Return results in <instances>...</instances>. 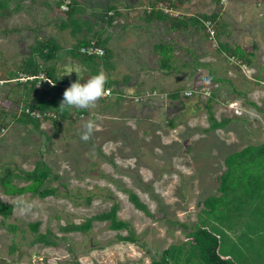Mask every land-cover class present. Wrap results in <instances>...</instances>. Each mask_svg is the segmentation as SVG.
I'll list each match as a JSON object with an SVG mask.
<instances>
[{"label": "rangeland", "instance_id": "374dc122", "mask_svg": "<svg viewBox=\"0 0 264 264\" xmlns=\"http://www.w3.org/2000/svg\"><path fill=\"white\" fill-rule=\"evenodd\" d=\"M54 2L12 0L10 9L18 3L21 9L11 16L4 10L0 17V116L5 113L7 120L0 127V168L9 164L30 170L41 159L51 169L47 184L62 192L14 198L0 192L3 201L23 198L35 204L31 213L21 215L13 203L6 223L16 231L0 223V264H147L165 249L169 264H200L186 235L199 221L213 225L220 212L227 218L215 224L230 226L224 247L229 249V239H239L238 248L228 253L238 264H264V196L255 188L264 163L251 159L264 144V0L159 1L157 6L172 17L216 13V22L210 24L214 32L220 31V38L231 47L250 53V63L217 50V41L212 44L203 30L191 26L188 31H173L167 20L142 21V33L129 42H114L115 69L101 68L111 81L109 90L116 89L124 99L117 101L108 90L106 97L113 105L103 110L99 100L98 110L89 111V117L100 114L97 120L72 118L57 133L49 121L35 129L13 119L11 113L18 112L26 98L22 85L8 79L9 72L18 75L15 70L29 56L34 40L51 32L58 34L62 47L58 65L67 68L60 79L68 86L77 79L84 82L79 78L85 66L66 55L69 39H61L52 23ZM169 2L176 9L169 8ZM87 3L94 9L98 6L97 0ZM96 14L92 11L87 23H94ZM102 21H96L95 30L102 31ZM158 44L174 46L173 70L160 67ZM60 85L52 86L51 93L57 95ZM177 88L183 91L173 100L168 92ZM210 111L216 122L226 118L228 123L222 129L212 128ZM89 120L97 123L98 130L85 142L80 137ZM169 120L174 127L168 126ZM127 189L147 204L149 214L134 207ZM236 197L247 200L239 217L225 213ZM114 202L135 242L118 240L117 235H126L127 230H112L107 221H93L85 233L61 231L60 226L80 223ZM36 221L40 233L50 229L54 245L34 240L28 223Z\"/></svg>", "mask_w": 264, "mask_h": 264}, {"label": "trees", "instance_id": "16d2710c", "mask_svg": "<svg viewBox=\"0 0 264 264\" xmlns=\"http://www.w3.org/2000/svg\"><path fill=\"white\" fill-rule=\"evenodd\" d=\"M12 0H0V17H2V11L6 10L8 11V16H11L13 13L18 12L21 9V4H17L14 7L10 9L9 2ZM75 0H71L70 3L67 5V9L61 8V3L58 1L55 4L54 12L56 14H60V16L65 17L66 20H68L73 25L74 22L78 24L73 19L74 13L76 12V6L77 5ZM159 1L166 0H154L152 4L148 5L144 13L146 14V20H159V21H168L170 24L171 29L173 31H188L190 27L192 26L194 29L203 30L205 38H208V32L207 27L208 24L214 25V22L217 20V14L216 13H210V14H191L188 18H177L169 16L166 12H163L162 8L157 7V4ZM172 4H169V8H173L171 6ZM148 10V11H147ZM70 17V19H69ZM102 18V16H101ZM103 19V18H102ZM63 25H65L63 23ZM60 30H62V27H59ZM220 31L214 32V38L217 41V50L220 52L228 53V55H235L236 57L246 61V63H250L249 54L242 50L239 46L231 47L228 42L223 41L220 38ZM91 39L96 40V44L103 49V54H88L86 52H81L80 48L82 46H87L89 44V41ZM61 45L57 42V38L55 36H50L48 38L38 39L36 38L31 45L29 56H27L25 59L21 60L19 63V70H15L16 72L20 71L23 73L28 74H38L39 72H45L47 80L52 82L53 85H60L64 83V80L60 79V69L58 66V51L61 50ZM159 53V64L161 68H167L172 69L173 66L171 65V60H173V54L171 56V53H173L174 46H166L163 44H159L155 47ZM66 55L69 54V57H71L74 61H76L79 64H82L84 67V72L82 73V76L79 78L81 80H84V82L89 79L92 75L97 74L98 72H101V68H103L105 71L109 72L115 69V59L112 58L113 51L112 49H109L107 42L104 39H101L100 37H94V38H85L83 40L78 41L77 43L71 45L69 48L65 49ZM18 69V68H17ZM15 72H9L8 79H14L16 76H13ZM63 77V76H62ZM60 80V81H59ZM17 86L22 85L23 93H25V102L21 109H19L18 112L11 113L13 119L23 126H32L35 129H40L42 123L44 121H49L53 124L55 133L61 131L62 125L64 122H68L73 119H82V118H89V119H98L97 117L100 114H96V116H90V110L87 109H70L66 110L64 112H61L59 109V104L61 100L63 99V92L67 88L60 85L59 91L57 95H54L51 93V88L48 84H45L44 90H39L34 87V84L24 83L21 84L17 80L15 81ZM80 82V81H79ZM111 85V81L108 80L107 84L105 85L106 89L109 90L108 86ZM41 92L42 94L34 97L32 96L35 92ZM183 89L177 88L173 90L172 92H168L171 99H178L181 96V92ZM109 92L116 94L117 101L120 99H124V95L121 92H118L116 89L112 88L109 90ZM165 93V92H164ZM167 95V93H165ZM49 97V99H48ZM186 97V96H184ZM103 105V110L110 108L111 105H113L112 102L107 100V97L101 99ZM24 107H30L32 109H37L40 111H52L56 114L57 118H50V119H35L29 116L28 114H25L22 110ZM97 109V108H96ZM98 110V109H97ZM101 110V109H100ZM75 111L74 116L71 117V112ZM93 111V110H91ZM97 112V111H96ZM80 114H84L83 117L80 116ZM209 120L212 122L211 127H223L226 123H228L229 119L226 118L220 120L219 122H216L213 118V114L211 111L208 115ZM168 126L174 127L173 121L169 120ZM7 124L5 113L4 115L0 116V127L5 126ZM3 129V130H2ZM2 132L5 131L4 128H1ZM4 135V134H3ZM249 147V146H248ZM246 147V148H248ZM245 149V148H244ZM260 152L256 154V156H251L252 160H256L260 163H264V144L261 145ZM258 166V164H257ZM261 168V167H257ZM262 169V168H261ZM261 181H258V184L255 183V188L262 190L261 195L264 196V169H262L260 172ZM51 176V169L49 165L41 160L37 159L35 162V165L32 169L26 170L23 168H20L18 166L12 167L11 165H2V168H0V192L1 194L14 198L26 193L31 194H37L40 197H47V196H58L62 194V192H59L58 187L50 186L48 185V178ZM55 178L59 177L58 175H54ZM240 177V176H239ZM23 181L24 184L20 185L19 182ZM242 181V180H240ZM128 195V200L134 205L135 208L138 210H141L147 214H149L148 206L144 202L141 201L139 196L132 190L127 189L125 190ZM246 194V193H243ZM64 195H67L65 192ZM247 195V194H246ZM215 200H218L217 198H214ZM235 199L236 202L232 206L231 211L228 209L225 213L226 214H234L239 217L240 214H242V206H244V201H247L244 198ZM87 203L90 202V196L86 197ZM243 203V204H242ZM14 205L11 202H6L0 199V215L2 216V219L0 220L1 225L10 231H16L17 227L14 225H10L6 223V220L12 215ZM245 209V206L243 207ZM117 210H118V204L114 202L112 206L99 214H96L94 216H91L89 218H86L84 221L80 223H67L63 226H60L61 231L63 232H70V231H78L85 233L92 225L93 221H107L110 229L112 230H127L126 235H117L118 240L125 241V242H135L136 237L134 236V233L132 231V228H130V225L127 221L119 219L117 216ZM247 215V213H246ZM214 217V216H213ZM226 219L227 217L224 216V212L218 213L217 217H214V223L213 225L208 224L206 221H199L194 225V228L189 231L186 235L188 239L191 241V245L193 246L194 253L198 259V262L200 264H238L236 258H234L232 255H230L229 249H237L238 246L236 244L237 242H232L229 238V249L224 247V239L227 235L226 228L228 227H221L218 226V224H215V222L223 221V219ZM39 221L36 222H30L28 223V227L30 230L36 234L35 239L36 241H39L41 243L47 244V245H54L55 243L51 240V237L53 236V233L50 231V229H47L45 233H40L38 231L39 228ZM215 224V225H214ZM223 235V236H222ZM225 236V237H224ZM231 246V248H230ZM227 250H226V249ZM168 250H163L162 254L159 258L151 260L147 264H169L168 261Z\"/></svg>", "mask_w": 264, "mask_h": 264}, {"label": "crops", "instance_id": "0c3cea01", "mask_svg": "<svg viewBox=\"0 0 264 264\" xmlns=\"http://www.w3.org/2000/svg\"><path fill=\"white\" fill-rule=\"evenodd\" d=\"M58 1L61 4H64L66 0H55L54 4H56ZM88 1L89 0H75L74 1L77 4L75 5L76 12L74 13L73 19L71 20L73 21L75 20L78 24L74 22L75 25H73L68 20H66L65 17L60 16V14H57L56 17L54 15V21H52L54 28L56 32L61 33L60 34L61 39H64V38L69 39L67 41L70 44V46L85 38L100 37L101 39H104L107 42L109 49H112L113 51L112 58H114L115 61H117L116 60L117 58H116V52L113 46L114 42H116L117 39H120L121 41L123 40V41L129 42L133 36L138 35L143 32V26L145 25L142 24V21L145 23L149 22L150 24H152L151 22L155 21V19H151L147 21L146 14L144 13L145 7L152 4L154 0H97L98 6L96 9H94L93 6L92 7L88 6V3H87ZM142 1H144V3H142L141 5L140 3ZM171 3H172L171 6L176 9L177 5L173 4V2ZM53 7H55V5ZM94 10L97 13L96 14L97 19H95L94 23H87L88 22L87 20L91 18L92 11ZM137 10H140L138 11L140 12V16H136L135 13L137 12ZM131 11L132 12L134 11V14H131ZM101 16L103 19L101 18ZM98 19L103 20L101 22L102 31H97L94 29V26ZM137 19L141 21V23ZM135 20H137L140 24L139 25L135 24L134 23ZM63 23L65 25H63ZM60 26L62 27V30L59 29ZM56 34H55V37L57 38L58 34L57 35ZM50 36H52L51 32H47L46 38ZM59 40L57 38L58 43H60ZM124 44L130 47L125 42ZM121 47L123 50H126V51L130 49L122 45ZM58 52H62V51H58ZM172 54L173 53H171V56ZM58 56H59V53H58ZM58 66L60 69L59 70L60 76L64 77L66 75V73L64 72H65V69L67 68L65 66H61V68H60V65ZM66 83L67 81H64V83H62L61 85L66 87L68 85ZM222 128L223 127H221V129Z\"/></svg>", "mask_w": 264, "mask_h": 264}, {"label": "clouds", "instance_id": "9594fccd", "mask_svg": "<svg viewBox=\"0 0 264 264\" xmlns=\"http://www.w3.org/2000/svg\"><path fill=\"white\" fill-rule=\"evenodd\" d=\"M69 3L70 0H66L65 3L61 5V8L63 5H68ZM42 80L46 79L42 78ZM107 81V74L101 71L95 75H92L83 83L79 82L78 79L72 82L70 86H68L63 92V99L59 104L60 111L64 112L73 108L95 109L97 107L98 101L105 98L108 94V90L105 87ZM208 82L209 80L204 81V83ZM96 130H98L97 123L93 120L87 121L83 125V131L80 137L81 140L87 142L89 139H91L93 133ZM12 203H14L21 215L31 213L35 207L34 202L26 201L23 198H18Z\"/></svg>", "mask_w": 264, "mask_h": 264}, {"label": "built area", "instance_id": "2783aa9c", "mask_svg": "<svg viewBox=\"0 0 264 264\" xmlns=\"http://www.w3.org/2000/svg\"><path fill=\"white\" fill-rule=\"evenodd\" d=\"M157 7L163 9L162 5H158ZM62 8L67 9V5H63ZM164 11H166L165 8H164ZM207 32H208L209 40H211L212 44L216 45L215 38H214V30L212 29V26L210 24L207 27ZM96 43L97 42L95 39H91L87 46H82L80 48V51L86 52L88 54H93V53L98 54V55L103 54L104 51L102 47L98 46ZM42 78L46 80H42ZM16 80L21 84H24V83H28V85L34 84V87L36 89H42L46 83L48 84L49 87H52L53 85L52 82L47 80L45 72H39L38 74H28V73L19 72L18 75L14 79H10V81H16ZM22 110L24 111L25 114H28L29 116L35 119L57 118L56 114L52 111H40L37 109H32L30 107H24ZM80 116L83 117L84 114H80Z\"/></svg>", "mask_w": 264, "mask_h": 264}, {"label": "water", "instance_id": "95a60500", "mask_svg": "<svg viewBox=\"0 0 264 264\" xmlns=\"http://www.w3.org/2000/svg\"><path fill=\"white\" fill-rule=\"evenodd\" d=\"M48 99H49V97H48Z\"/></svg>", "mask_w": 264, "mask_h": 264}]
</instances>
